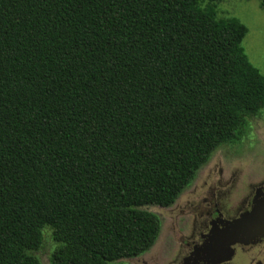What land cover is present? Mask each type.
Instances as JSON below:
<instances>
[{"label": "trees", "instance_id": "16d2710c", "mask_svg": "<svg viewBox=\"0 0 264 264\" xmlns=\"http://www.w3.org/2000/svg\"><path fill=\"white\" fill-rule=\"evenodd\" d=\"M222 0H0V264H124L222 145L264 74ZM264 8V0H259Z\"/></svg>", "mask_w": 264, "mask_h": 264}, {"label": "rangeland", "instance_id": "374dc122", "mask_svg": "<svg viewBox=\"0 0 264 264\" xmlns=\"http://www.w3.org/2000/svg\"><path fill=\"white\" fill-rule=\"evenodd\" d=\"M218 12L220 16L237 17L248 27L243 46L252 64L264 74V8L260 1L222 0ZM247 131L240 141L220 146L173 205L144 207L160 217L159 236L149 251L123 259L124 264H169L181 249L179 241L192 233L194 223L201 220L209 199L217 193L221 194V206L236 213L235 202L249 194L252 183L264 179V110L251 119ZM219 174H224L225 179ZM231 178L238 181L232 189L227 183ZM42 234L43 244L36 256L41 264H52L51 255L59 244L49 226L42 229Z\"/></svg>", "mask_w": 264, "mask_h": 264}, {"label": "flooded vegetation", "instance_id": "af4514ba", "mask_svg": "<svg viewBox=\"0 0 264 264\" xmlns=\"http://www.w3.org/2000/svg\"><path fill=\"white\" fill-rule=\"evenodd\" d=\"M219 175L221 178L225 179L224 174ZM229 177L232 176L230 175ZM228 182H230L231 185ZM237 182V179L234 178L227 181L231 189L237 185ZM257 191L264 195V179L252 183L249 194L242 196L235 202L234 205L236 207L234 208H237V211L234 215L228 211L226 206H221L220 193H217L218 195L216 194L214 198H210L208 209L206 212H202L201 220H197V223H194L192 233L179 241L181 249H178L179 252L169 264H205V262L201 260V256L195 253V248L203 243L213 225L219 224V220H230L239 216L242 212L249 210ZM230 192L224 194L223 197ZM234 249L233 258L222 264H264V240L256 244H237L234 246Z\"/></svg>", "mask_w": 264, "mask_h": 264}, {"label": "water", "instance_id": "95a60500", "mask_svg": "<svg viewBox=\"0 0 264 264\" xmlns=\"http://www.w3.org/2000/svg\"><path fill=\"white\" fill-rule=\"evenodd\" d=\"M264 240V195L255 194L249 210L230 220H219L195 248L205 264H222L230 261L237 244H256Z\"/></svg>", "mask_w": 264, "mask_h": 264}]
</instances>
